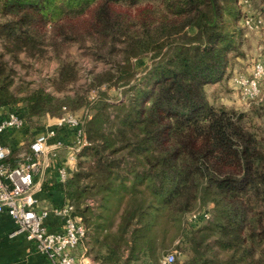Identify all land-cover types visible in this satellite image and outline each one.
<instances>
[{"label":"trees","instance_id":"trees-1","mask_svg":"<svg viewBox=\"0 0 264 264\" xmlns=\"http://www.w3.org/2000/svg\"><path fill=\"white\" fill-rule=\"evenodd\" d=\"M114 3L0 0L6 16L2 37L23 48L35 42L31 29L37 35L38 27L49 25L52 34L56 15L82 18L89 10L85 31L122 43L127 67L132 56L144 52L160 57L148 72L150 85L131 86L124 102L101 99L91 115L78 118L87 144L63 187L86 228L88 253L99 264H125L124 246L132 255L153 246L147 223L153 227L164 214L177 229L185 201L198 195L212 202V219L176 230L177 249L187 258L174 264H210L196 240L203 231L212 234L217 249L211 264H264V134L246 126V114L210 104L204 89L222 78L227 50L235 48V34L225 20L243 19L246 4L164 0L152 9L134 3L124 11ZM76 28V23L62 24L60 32ZM9 85L0 79V106L16 103ZM44 98L43 91H35L24 98L26 112L15 111L30 120ZM88 198L98 203L96 208Z\"/></svg>","mask_w":264,"mask_h":264},{"label":"rangeland","instance_id":"rangeland-1","mask_svg":"<svg viewBox=\"0 0 264 264\" xmlns=\"http://www.w3.org/2000/svg\"><path fill=\"white\" fill-rule=\"evenodd\" d=\"M114 1V7L126 11V7L134 3L138 7L145 5L152 9L164 0ZM240 1L237 0V4L241 5ZM257 3L258 0H250V7L246 10L242 9L245 17L240 21L235 22L233 18L225 20L227 21L225 22L226 29L235 34V48L227 50L229 63L222 78L205 85L204 89L210 104L216 108L224 107L246 114L244 117L246 126L255 128L257 132L264 134V71L258 78L259 93L252 99L243 97L241 94L243 86L235 81V78L252 77L251 65L254 61H260L264 67V23H257L259 18L255 14L257 11H254L257 10ZM135 7L128 11L132 17ZM91 10H93L92 6ZM252 11L254 13H251ZM155 16L153 13L150 14V21ZM74 18L71 14H67L58 19L56 15V20L52 22L54 26L57 25L56 31L53 30L52 34H50L49 25L38 27L37 35L34 34V29H31L35 42L30 43L29 48H23L2 37L6 16L0 13V79L10 84L9 88L16 99L15 104L0 106V113L17 109L26 112L24 98L39 90L43 91L45 96L39 105V111L32 114L30 120H27L25 116L27 130L23 131L24 146H27V140L35 132L42 131L48 126H55L57 120L64 115L84 119L85 116L94 112L101 99L109 104L124 102L130 95L131 86L142 87L150 85L153 81V77L148 72L154 62L160 58L153 57V51L132 56L128 68L122 43H118L117 40L98 39L85 31L88 21L90 23L92 19L89 10L85 17ZM246 18H250L253 23L246 24ZM74 23L77 25L76 31H67L65 34L60 32L62 24ZM189 33L193 31L190 30ZM150 35L154 36L153 33ZM172 46L165 45L162 49L163 53L169 51ZM129 74H132V77L125 83V77ZM72 133L73 136H70ZM72 133L69 132L70 141L76 138L74 128ZM88 203L93 208H96L98 204L93 198H88ZM201 209L212 212L213 204L210 200L203 202L198 195H195L185 201V209L176 220L177 229L172 225L171 219L164 214L155 219L153 227L150 226V222L147 223L146 235L155 240L152 241L153 246L149 249L135 250L133 255L130 249H127L128 246H124L121 248L122 258H126L124 263L156 264L160 257L177 249L181 237L176 232L179 228L186 227L187 218L192 212ZM94 210L96 212V209ZM189 225L195 228L192 223ZM196 230L188 232L192 234ZM196 240L199 242L203 258L211 264L212 251L217 250L216 247L212 248L214 237L207 231H203ZM182 253L185 252L177 254V262H182L187 256L185 253L183 257ZM222 256L220 253V257Z\"/></svg>","mask_w":264,"mask_h":264},{"label":"built area","instance_id":"built-area-1","mask_svg":"<svg viewBox=\"0 0 264 264\" xmlns=\"http://www.w3.org/2000/svg\"><path fill=\"white\" fill-rule=\"evenodd\" d=\"M245 23L252 24L253 21L246 18ZM257 23H260V19ZM251 68L252 77L235 78L243 86L241 94L246 99L258 95V78L264 71L260 61H254ZM64 125L74 127L76 133L75 143L69 146L67 166L63 165L58 170L59 182L64 184L76 169L77 155L86 144L81 122L76 116L64 115L55 126H49L45 131L33 135L27 143V153L16 157L13 163L9 162L10 147L0 143V216L4 213L10 216L15 224L14 233H23L35 244L36 252L45 256L51 264H98L88 253L85 244L86 228L81 218L74 213V206L68 199L53 204L36 196L35 177L48 168L50 158L56 155L54 150L62 146L61 140H51L57 137V129ZM25 128V116L19 112L10 110L0 114V134ZM50 215L60 221L58 229L50 230L47 227L46 219ZM210 216L208 210L201 209L192 212L187 220L198 227ZM179 253L177 249L170 251L160 257L156 264H174Z\"/></svg>","mask_w":264,"mask_h":264},{"label":"crops","instance_id":"crops-1","mask_svg":"<svg viewBox=\"0 0 264 264\" xmlns=\"http://www.w3.org/2000/svg\"><path fill=\"white\" fill-rule=\"evenodd\" d=\"M243 2L246 4L242 7L243 10L250 7V2L249 4L247 0H243ZM256 6L257 10L254 11H257V13L255 14L259 19L261 18L260 22L264 23V1L259 2ZM251 13L254 12L252 11ZM6 112H8V110L0 114ZM47 128L42 129V131H45ZM73 128L74 127L70 125L65 128H58L57 137L51 140V142H55L57 139L61 140L62 146L54 150L56 151V155L50 158L51 161L48 168L35 177V185L37 188L36 196L41 200L59 204L67 197V191L64 189L63 184L59 182L58 170L61 166L67 164L69 146H72L73 144L71 143H74L75 140L72 139L70 141V136H73ZM23 131L24 130H8L0 134V143L3 146H9L11 149V161L27 153L28 146H24L25 136ZM39 132H35L34 135ZM69 132L72 133V135L69 136ZM29 140H27V143H29ZM68 169L71 170L70 168ZM46 225L50 230H55L59 228L60 221L58 218L50 215L46 219ZM14 230L15 224L13 220L7 214H2L0 216V264H51L45 256L36 252L35 244L32 241H29L23 233H14ZM182 254L184 257V253ZM186 258L187 256L184 257V259ZM91 259H93L92 256Z\"/></svg>","mask_w":264,"mask_h":264}]
</instances>
